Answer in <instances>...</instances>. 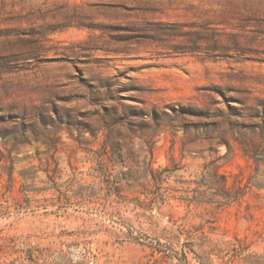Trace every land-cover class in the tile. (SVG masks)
Masks as SVG:
<instances>
[{
    "label": "rangeland",
    "instance_id": "374dc122",
    "mask_svg": "<svg viewBox=\"0 0 264 264\" xmlns=\"http://www.w3.org/2000/svg\"><path fill=\"white\" fill-rule=\"evenodd\" d=\"M0 264H264V0H0Z\"/></svg>",
    "mask_w": 264,
    "mask_h": 264
}]
</instances>
